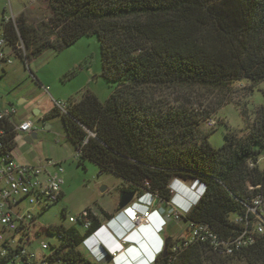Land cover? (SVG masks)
I'll return each mask as SVG.
<instances>
[{"label":"trees","instance_id":"1","mask_svg":"<svg viewBox=\"0 0 264 264\" xmlns=\"http://www.w3.org/2000/svg\"><path fill=\"white\" fill-rule=\"evenodd\" d=\"M47 3L49 15L38 22L30 23L24 14L3 19L2 38L14 56L28 67L49 50L61 52L96 35L102 78L115 84L105 102L86 90L81 101H67L65 113L54 107L45 117L61 118L78 166L96 165L101 173L120 178L123 192H134L138 198L150 194L168 207L165 212L173 208V181L195 180L202 195L182 220L208 225L226 239L239 236L244 226L234 220L247 216L254 199L264 200V105L248 135L228 132L224 145L214 148L209 135L201 131L212 111L204 114L171 105L169 94L187 89L223 91L244 79L255 86L264 82V0ZM17 125L14 114L0 121L9 150L17 146ZM100 214L102 218L95 217L84 234L74 226L49 227L48 232L60 241L51 245L49 259L61 264H105L83 251L84 242L103 220L112 218L103 210ZM249 219L252 223L254 216ZM182 237L165 238L167 255L160 253L156 264H219L234 258L264 264V235L232 257H219L204 243L184 247ZM178 244V251H172Z\"/></svg>","mask_w":264,"mask_h":264},{"label":"rangeland","instance_id":"2","mask_svg":"<svg viewBox=\"0 0 264 264\" xmlns=\"http://www.w3.org/2000/svg\"><path fill=\"white\" fill-rule=\"evenodd\" d=\"M45 3L46 0H0V38L3 37L1 31L3 19L11 20L24 14L28 21L33 23V20H39L47 16V11L43 8ZM14 65L21 67V72L18 76L22 77L23 73H26L23 76L24 78L20 79V87H22L23 91H26L32 83L36 85L31 72L42 82L48 91L52 89L50 91L51 95L39 101L44 110L54 105L50 96L55 97L57 93L62 95L71 94L70 96L76 100H81L84 91L89 90L102 102H105L115 88V84L109 83L102 78L101 47L96 35L84 37L73 46L61 52L49 50L38 59L32 61L28 67L19 57H14ZM11 68L13 66H10L9 70ZM14 82V77L9 76L8 81L5 78L4 71L0 69V104L2 103L5 106L10 102L19 111L23 108L22 101L24 99L22 96H19V99L13 96ZM169 97L171 105L174 106H187L204 114L212 111V115L209 118H213L216 125L213 128H209L206 125V120H204L201 125V131L203 134L209 135L210 144L214 148H220L225 143L226 133L234 132L239 137H245L248 135L249 130L254 127L258 109L264 105V82L255 86L250 81L244 79L234 82L223 91L212 92L187 89L172 91ZM28 100L27 103L30 102L31 98H28ZM224 102L225 104L222 105ZM47 121L48 127L51 126L49 122L52 121L59 122V125L63 127L62 120L59 117L50 118ZM44 129L45 127L43 126L39 130L38 137L34 143L49 141L52 145H56L58 141L59 144L57 146L59 148L65 146L64 137H66V134L64 132L56 134L53 130H50V133H48ZM23 139V135H20L17 139V145L21 154L26 152L22 148L24 145ZM68 154L69 158L63 164L65 170L63 174L65 180L63 188L65 189L66 197L60 202L50 205L36 218L35 229L39 232L40 237L32 243L29 249L37 254H42V251H40V243L42 241L53 246L60 243L57 235H51L48 232L49 227L74 226L81 234H84L85 231L79 223H70L69 219L71 217H78L86 209H93L97 212L100 206L112 212L118 210L119 207L124 182L111 173H101L99 168L90 162L85 163V168L79 167L78 161L74 159L76 154L73 155L70 152ZM261 168H264V157L261 158ZM173 199L181 212L187 210L182 206L183 202L180 192ZM196 202L197 199L191 203L190 208H193ZM154 209L161 210V213H163L157 201L154 202L151 208L143 206L141 213ZM232 218H234V215H232ZM106 221L104 219L103 223H106ZM186 224L184 220L180 222L169 220V228L161 236L164 238L166 235H172L174 239L181 236L184 237L187 230ZM155 231L157 232L158 229L156 228ZM117 240L125 247L130 244L127 241L123 242L122 237H117ZM101 241L97 240L96 243L99 244ZM147 245L148 248L146 250L142 248L149 260L154 256L157 245L155 242H150ZM83 251L87 250L83 248ZM108 262L112 264L110 260ZM144 264H147V262ZM219 264L248 263L234 258L219 261Z\"/></svg>","mask_w":264,"mask_h":264},{"label":"built area","instance_id":"3","mask_svg":"<svg viewBox=\"0 0 264 264\" xmlns=\"http://www.w3.org/2000/svg\"><path fill=\"white\" fill-rule=\"evenodd\" d=\"M14 64V52L7 46L4 38H0V69ZM55 107L66 112L67 103L56 102ZM14 114L13 110H0V121L8 119ZM209 128L216 122L213 118L206 121ZM35 130L32 120H25L14 129L15 141L20 135H31ZM6 131L0 128V264H61L53 263L49 258L51 245L42 241L37 254L29 248L38 239L36 218L50 205L59 201L62 187L65 183V173L62 163L47 160L44 163L32 165L18 164L14 151L6 148L4 138ZM253 167V164H250ZM137 199L122 213H128V220L136 229L150 227L155 210H134ZM155 201V200H154ZM161 205V204H160ZM148 208H151L150 206ZM186 214L176 207L167 210L163 216L168 226L169 220L182 221ZM253 215L251 223L249 216ZM100 217L99 213L87 209L78 217H71L70 223H79L84 231H88L93 224V219ZM234 222L244 226V230L237 237L223 238L210 226L204 224H186V236L183 246L188 247L194 243L208 244L219 257H232L243 248L253 245L256 237L264 235V200L257 197L247 206V216L237 217ZM85 244V242H84ZM180 245H174L171 250L178 251ZM116 258L117 254L114 253ZM151 264H156V261Z\"/></svg>","mask_w":264,"mask_h":264},{"label":"crops","instance_id":"4","mask_svg":"<svg viewBox=\"0 0 264 264\" xmlns=\"http://www.w3.org/2000/svg\"><path fill=\"white\" fill-rule=\"evenodd\" d=\"M43 8L47 11V16H48L49 15V7H48L47 0L45 3V6H43ZM47 16H45V17H47ZM44 18H41V19H44ZM41 19H39V20H41ZM39 20L36 19L35 21L33 20L32 22L35 23V22H38ZM12 66H13V68H11V70H9L10 66L7 67V69L5 68V70H3L4 75H5V78L8 79V81H9V76L15 78V82L13 84V89H14L13 96H15L17 99H19L21 96L23 97V99H24L22 101L23 108L20 109L19 111H17V109L14 108L13 105L9 102L5 106L2 105V103H1L0 104V110H8V109L13 110L14 111V121L18 125L25 120H32L35 124V130L33 133L36 132L38 134L39 130L44 126L45 127L44 130H46L48 133H50V130H53L56 134H61L63 132H64V134H66L64 126L61 127L59 125V122H57V121L49 122L51 126L48 127L46 124V122H48V121L45 120V117L55 107L56 102H62L63 101L65 103H67V101H69L70 99H73L77 102H79L81 100H76L75 98L70 96L71 94L62 95L60 93H57L55 97L50 96L54 105L51 106V108H45V110H44L42 108V105L39 104V101H42L44 98H47L48 95H51L50 91L52 89H50L48 91V89L43 86L42 82L37 77L32 76L34 79V82H36V85L34 83H32V85H29L30 87L26 89L27 92L23 91L22 87H20V85H21L20 79L24 78L23 76H25L26 73H23V76L20 77L18 75L21 72V67L15 66L14 64ZM28 98H31L29 103H27V101H29ZM27 136L28 135H23V138H24L23 144L24 145L22 146V148H24L26 150V152L24 154H21L19 152L20 150H19L18 145L16 146L15 151H14L15 160L17 161L18 164H21V165H26V164L37 165V164L44 163L47 160H50V161L62 163V165H63L67 161V159L69 158V154H68L69 152L72 153L73 155H75L74 151L72 150V148L68 142L67 134H66V137H64L66 144H65V146H62L60 148L57 146V144H59L58 141L56 142V145H52L49 141L30 144L25 140ZM74 159H76V157ZM184 186H186V187H184ZM63 187H64V185H63ZM63 187H62V195H63V199H64L66 197V192H65V189ZM175 189H176V193L179 194V192H180L182 195V202H183L182 206L185 209L189 210L191 203H193L196 199L198 201L199 196H200L199 192L201 190V186L198 184H193L192 182L191 183L177 182V183H175ZM161 208H162L163 213H164L168 207H162L161 206ZM101 210H103L107 214L111 215L112 218L107 220L106 223H103L106 225V229H104V230L108 231L107 233H105V235L101 241V243L105 246L106 251H99V252L97 251L99 253V257H101L103 259H105V258L109 259L112 262V264H118V263L122 264L119 262L120 256L122 254L125 253V255H126V254L132 253V256H137L138 255L137 253L140 252V253H142L143 256H145V260H146L145 262H147V264H151L154 261L156 254L162 248V240L164 238H166L168 235H166L164 238H162V236L157 234L153 225H151L150 227H142L140 229H136L134 227V225L132 224V222L129 221L128 218L125 215H123L122 212H119L118 210L112 212L111 210L100 206V209L97 211V213H99L100 216H101V214H100ZM156 221H157L156 217H154L153 223H156ZM134 229H135V231H133ZM141 233H143L145 235L147 234L151 238V240L153 242H155V244L157 245V248H158V251L155 250L154 256L152 258H150L149 260L146 257L145 251L144 252L140 251L139 248L136 246V243H137L136 236L140 235ZM117 237H122L123 242L127 241L130 244L126 247L125 246L123 247V244H121L117 240ZM131 245H133V246L131 247ZM114 253L117 254L116 258H114L110 255V254H114ZM139 259L137 262H135L133 260V258H132V260H127V261H128V264H136V263L140 262Z\"/></svg>","mask_w":264,"mask_h":264},{"label":"clouds","instance_id":"5","mask_svg":"<svg viewBox=\"0 0 264 264\" xmlns=\"http://www.w3.org/2000/svg\"><path fill=\"white\" fill-rule=\"evenodd\" d=\"M177 182H181V183H193V184H198V185H200L197 181H195V180H193V181H189V182H185V181H182V180H179V179H175L174 181H173V183H172V190H173V194H174V197L178 194V193H176V189H175V183H177ZM201 186V185H200ZM202 191H203V188H202V186H201V190H200V196H199V199H200V197H201V195H202ZM173 197V198H174ZM135 199H137V201H136V203H135V205H132V207L131 208H133L134 210H138V209H140V208H142L143 206H146V207H153V205H154V200H153V198H152V196L150 195V194H147V195H145V196H142V197H136ZM199 201V200H198ZM197 201V202H198ZM197 202H196V204H197ZM196 204H194V205H196ZM171 205H172V207H176L177 209H179L178 207H177V205L175 204V200L173 199L172 200V203H171ZM192 208H189V210L187 209V210H185L183 213H188L190 210H191ZM155 210V212H154V215H153V218H152V225H153V227H154V229L156 230V228L158 229V231H157V234L158 235H160L161 236V234H163V232L167 229V224H166V222H165V219H164V216H163V214L164 213H161V210H157V209H154ZM123 215H125L127 218H128V213H122ZM154 217H156V223H153V219H154ZM155 226H157V227H155ZM104 229H106V225L105 224H102V227L94 234V235H92L90 238H88L86 241H85V244H84V246H85V249L87 250V252H88V254L90 255V257L94 260V261H96V262H101V263H105V264H109V262H108V260L109 259H107V258H105V259H103V258H101V257H99V251H103V248L105 249V251H106V248H105V246L102 244V243H96V241L97 240H102V238H100V236H99V234H101L102 233V231H104ZM133 231H135V229L133 230ZM132 231V232H133ZM108 231L107 230H105V233H107ZM163 238V237H162ZM166 239L164 238L163 240H162V248L159 250V252L156 254V256H155V258H154V261H156V258H157V256L160 254V253H162L163 252V248H164V241H165ZM87 243H89V245L91 246H89V245H87ZM133 245H131V247H132ZM124 247V246H123ZM129 249V248H128ZM98 251V252H97ZM108 251V250H107ZM112 257H113V254H110ZM95 259H94V258ZM153 261V262H154Z\"/></svg>","mask_w":264,"mask_h":264},{"label":"water","instance_id":"6","mask_svg":"<svg viewBox=\"0 0 264 264\" xmlns=\"http://www.w3.org/2000/svg\"><path fill=\"white\" fill-rule=\"evenodd\" d=\"M37 137H38V134L35 132V133L31 134V135H28L25 140L28 143L32 144V143H34V141H35V139ZM135 198H136V193H134V192H123L121 194V197H120V203H119L118 211L122 212L123 210H125L128 206H130L133 203ZM141 236H142V239H141ZM148 237L145 234H143V233H141L140 235L136 236V240L138 241L136 243V246L142 252H144L143 248H142V244H144V243L149 244L150 243V241L148 240ZM168 244H169V240H165L164 241V250H163L164 256L167 255ZM103 251H105L104 248H103ZM127 260H132L130 254H126L125 258L124 257H120L119 262L122 263V264L123 263L124 264H128Z\"/></svg>","mask_w":264,"mask_h":264},{"label":"bare ground","instance_id":"7","mask_svg":"<svg viewBox=\"0 0 264 264\" xmlns=\"http://www.w3.org/2000/svg\"><path fill=\"white\" fill-rule=\"evenodd\" d=\"M104 235H105V230L102 231L101 234H99L100 238H102V239H103ZM146 236L148 237L147 234H146ZM141 239H142V236H141ZM148 240H149L151 243H153V241L151 240V238L148 237ZM137 242H138V241H137ZM139 243H140V242H139ZM142 247L144 248V250H146V249L148 248L147 243L142 244ZM156 250H158V248H157ZM137 254H138L137 256H132V253H130L131 257L133 258V260H134L135 262H137L138 259L140 258V259H139L140 262H139L138 264H144V263H145V256H143L142 253H140V252H138ZM120 257H124V258H125V253L122 254Z\"/></svg>","mask_w":264,"mask_h":264},{"label":"flooded vegetation","instance_id":"8","mask_svg":"<svg viewBox=\"0 0 264 264\" xmlns=\"http://www.w3.org/2000/svg\"><path fill=\"white\" fill-rule=\"evenodd\" d=\"M164 249V248H163Z\"/></svg>","mask_w":264,"mask_h":264}]
</instances>
